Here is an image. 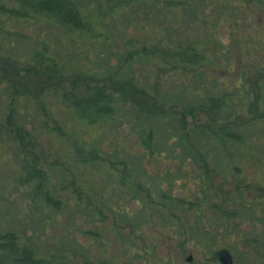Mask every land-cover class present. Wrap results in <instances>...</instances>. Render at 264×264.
Wrapping results in <instances>:
<instances>
[{"label": "trees", "instance_id": "trees-1", "mask_svg": "<svg viewBox=\"0 0 264 264\" xmlns=\"http://www.w3.org/2000/svg\"><path fill=\"white\" fill-rule=\"evenodd\" d=\"M40 20L55 30L48 32L53 49L38 41L39 50L27 56L53 79L48 94L63 148L49 172L39 154L25 151L22 183L31 214H39L27 228L21 216L2 211L9 225L0 228V256L11 264H174L142 243L141 229L155 221L169 238L214 257L215 243L232 234L264 251V181L238 186L243 160L257 174L264 169L263 0H0V58L16 62L14 48L38 39L41 28H31ZM72 41L81 50L69 48ZM67 77L78 78L71 81L77 87L55 89ZM16 82L0 87V112L7 111L0 128L4 120L3 129L11 125L21 141L24 118L12 119L17 102L30 96L24 81ZM195 112L215 128L190 124ZM242 112L252 113L245 124L238 122ZM192 166L199 169L193 177ZM228 175L237 192L215 197L214 184L229 182ZM182 177L196 193L174 195L184 188ZM250 188L258 193L247 196ZM72 220L79 227L53 235V227ZM176 221L182 228L173 229ZM243 222L262 231H242ZM88 235L101 241L95 245ZM223 249L235 254L232 245ZM245 262L264 264V254Z\"/></svg>", "mask_w": 264, "mask_h": 264}, {"label": "rangeland", "instance_id": "rangeland-1", "mask_svg": "<svg viewBox=\"0 0 264 264\" xmlns=\"http://www.w3.org/2000/svg\"><path fill=\"white\" fill-rule=\"evenodd\" d=\"M255 2H259V0H254ZM264 3V0H263ZM38 26H33L32 29H40L39 35L37 36L38 39H34L32 41L21 39L19 43L14 48L15 55L12 54V58L15 59L16 62H9L7 59L0 58V87L4 84V87H7L6 84L18 85L17 80H22L26 86V94L30 97L23 96L19 102H17V106L15 109L19 112L14 116L12 119L13 124H17L19 120L23 119L21 124L26 134L23 133V138L21 141L12 137L11 125H7L5 129L3 126L5 125L4 120H1V128H0V228L7 227V221L2 217V211L11 212L12 215L17 217H22L25 219L24 224L27 228H29V217L37 216L39 213L31 214L33 209L28 206L27 201V188L28 185L24 182L22 183L23 176L25 174V167L27 165V161L29 159V155L25 153V151H32L37 155H40L41 160L46 162V168L48 172L52 168L53 170V153H60L61 148H63V136L60 135L57 137L58 131L54 128L53 123V95L49 96L48 93L53 89V79H49L44 77L43 75L39 74L35 71L33 67L34 63L33 60H30L27 55H31L34 52L38 51L40 48V44L38 41H42L46 43L51 49H53V41L49 39L50 35L48 32L55 31L53 26L45 24L42 20L38 21ZM48 29V30H47ZM130 31V29H129ZM53 37V36H52ZM62 43L58 44L60 46ZM69 48L75 50H81V44L72 41L71 43H67ZM87 46L83 48L82 55L87 53ZM28 69V70H26ZM80 69V68H75ZM70 70H74L71 67ZM42 84V89L39 90L40 84ZM51 84H47L48 82ZM71 81H78L73 80L72 77H67L64 81H61L59 84H56L54 87L55 89L62 91H68L69 89H74L77 87L75 83ZM80 81L84 83L89 82L86 79H81ZM46 83V84H45ZM90 84V83H88ZM8 88V87H7ZM86 88V87H85ZM9 89V88H8ZM44 93V97L42 98V102H40L41 97ZM60 94V92H57ZM80 93V92H77ZM171 105H166L165 108L169 109ZM44 108V109H43ZM35 110H38V115H35ZM43 110L46 115L40 114L39 111ZM7 111L3 110L1 115L5 114ZM252 113L242 112L239 116L238 122H242L243 124L247 123V119H249ZM23 117V118H21ZM187 120L191 123L198 122L204 125H209L211 128H215L213 121L209 120L208 116L205 113L195 112L192 118L188 117ZM220 122L221 120L218 119ZM218 124V123H217ZM53 125V129L51 128ZM54 137L56 141L54 142ZM4 141V142H3ZM241 169V179L239 183L240 189H244L243 183L245 181H256L262 180L264 181V169L258 173V168L254 164L249 163L248 161H242L240 165ZM191 176H196L198 174L199 169L197 167L192 166L190 168ZM23 175V176H22ZM229 182H219L218 184H214L216 192H214V196L217 198L221 197V191L229 189L231 191L235 190L237 192V186L235 185V180L231 179V175H228ZM197 180L198 178L195 177ZM217 181H220V178H215ZM183 184L184 188H178L174 191V195H190L196 193L194 191L196 189L195 184L191 183V181H186L184 177L179 179ZM24 181V180H23ZM239 189V190H240ZM254 193H258L256 189L250 188L246 190V195L251 196ZM203 196L202 193L197 192L196 199L200 201L201 197ZM245 196V194H244ZM125 205H129L128 202L124 201ZM134 208V205H130ZM205 215L207 216L209 211L208 208H204ZM231 212L230 209H227ZM15 211L16 213H14ZM46 211V210H45ZM44 211V212H45ZM174 214L178 215V212H173ZM19 214V215H17ZM191 214L185 215V218L192 219ZM203 217H205L203 215ZM206 218V217H205ZM220 218L227 219L229 222L236 220L237 217H226L220 215ZM109 222V219H107ZM174 221H170L168 224H172ZM80 222L75 220V224L73 225L72 222L68 225H58L53 227V235L55 232H59L61 229L68 231H74L76 227H79ZM88 224L87 226H89ZM108 227H111L109 223ZM173 229L182 228L178 221L172 225ZM240 229L242 231H250V229H254L255 233H260L261 227L259 226H252L251 222H243L241 223ZM124 231H127V228H124ZM143 235V244L146 246L153 247L156 251H159L158 254L164 256L166 254L170 255L171 260L174 264H219L216 257H214L210 251L200 252L195 250L193 243L191 241H183L178 239H171L169 238V229H164L156 221L151 224V226H147L141 229ZM260 235H264V230L261 232ZM79 236V235H78ZM103 238V237H102ZM111 239V247H115L113 239ZM89 241H93L94 244H99L101 238L95 239L92 236H87ZM104 240V238H103ZM115 241V239H114ZM138 242V240H135ZM229 244L234 246L235 254H232L233 264H247L245 261L249 260L252 261L253 259L257 258L259 255H263L264 251L261 249L259 253L255 252L256 248H259V245H256L254 242L247 243L244 239L239 242L236 238V235L232 234V236L225 240V241H217L213 246V251H217L222 249L224 245ZM190 256V261H186V257ZM0 264H11L8 259L5 257L0 256ZM149 264V263H148Z\"/></svg>", "mask_w": 264, "mask_h": 264}, {"label": "water", "instance_id": "water-1", "mask_svg": "<svg viewBox=\"0 0 264 264\" xmlns=\"http://www.w3.org/2000/svg\"><path fill=\"white\" fill-rule=\"evenodd\" d=\"M216 259L219 264H233L231 254L226 249H219L216 252ZM186 261H190V256L186 257Z\"/></svg>", "mask_w": 264, "mask_h": 264}]
</instances>
